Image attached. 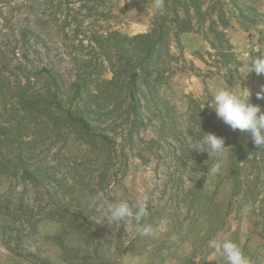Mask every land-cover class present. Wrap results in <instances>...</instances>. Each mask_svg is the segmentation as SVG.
<instances>
[{
  "label": "rangeland",
  "instance_id": "rangeland-1",
  "mask_svg": "<svg viewBox=\"0 0 264 264\" xmlns=\"http://www.w3.org/2000/svg\"><path fill=\"white\" fill-rule=\"evenodd\" d=\"M183 1L164 0L158 13L155 0H0V264H225L208 247L214 238L231 239L251 264H264V147L207 104L227 87L249 91L264 111L256 98L264 74H240L264 58V0H199L203 16L190 9L189 29L177 32ZM157 20L165 35L152 63L165 73L156 89L171 130L161 135L147 83L139 82V104L151 110H141L146 126L116 178L102 181L100 150L72 129H53L48 117H32L12 89L43 94L50 85L49 99L57 88L69 92L80 59L92 66L83 94L96 92L112 76L116 51L130 54L132 39ZM207 133L229 147L219 175L208 172L215 157L191 149ZM25 167L36 183L22 179ZM101 194L103 209L93 204ZM144 196L142 223L155 235L133 238L134 224L113 225L106 209Z\"/></svg>",
  "mask_w": 264,
  "mask_h": 264
},
{
  "label": "trees",
  "instance_id": "trees-1",
  "mask_svg": "<svg viewBox=\"0 0 264 264\" xmlns=\"http://www.w3.org/2000/svg\"><path fill=\"white\" fill-rule=\"evenodd\" d=\"M100 1L104 0H95V2ZM201 5L199 0L183 1L185 17L178 21L177 32L189 29L186 19L190 9L196 15L203 16ZM240 12L242 13L241 9ZM157 21L149 33L132 39L135 43L131 47L130 54L116 51L115 62L111 66L112 76L103 82L100 91L83 94L88 82L87 75L91 73L89 69L92 66L90 61L80 59L75 60L77 77L76 82L70 85L69 92L57 88V94L49 99L50 85L43 94L41 90L30 92L20 84L12 89L13 93L17 91L14 93L16 104L29 112L32 117H48L53 129H72L90 148L100 150L99 152L104 155L100 166L102 181H106L107 175L116 178L126 158V150L133 143L135 133L146 126L141 110L145 108L147 111L151 110H148V106L144 108L139 104L138 95H144L139 89V82L147 83L150 102L156 107L154 111L160 116L161 135L171 130L168 126L171 122L167 125V120H171V113L165 106L159 108L162 103L158 100L156 89V85L165 73L159 70V65L152 63L153 59L157 61L160 57L165 35L163 26ZM48 78L50 81H56L50 74ZM143 98L147 100L145 96ZM112 170L113 172L109 174ZM36 175L30 167L22 168L21 176L24 181L36 183ZM60 212L66 214L67 210L63 209Z\"/></svg>",
  "mask_w": 264,
  "mask_h": 264
},
{
  "label": "clouds",
  "instance_id": "clouds-1",
  "mask_svg": "<svg viewBox=\"0 0 264 264\" xmlns=\"http://www.w3.org/2000/svg\"><path fill=\"white\" fill-rule=\"evenodd\" d=\"M164 7V0H155L154 12L162 13ZM251 71L257 75L264 74V58L255 59L250 68L247 70L242 68L240 74L247 75ZM249 97V91L246 96H241L227 87H220L215 90L211 102L207 104L214 108L216 116L223 123L233 131L249 133L254 145L261 148L264 147V111L260 105L250 103ZM256 98L264 99V86L256 93ZM191 149L207 153L209 157H215L216 162L208 168V172L210 175L221 174L229 155L226 151L229 147L225 146L223 137H218L213 133L204 134L201 139L194 142ZM105 199L102 194L95 196L93 204H99V207L103 209ZM106 212L113 225L120 227L121 223L125 226L134 224L133 238L155 235V229L151 225L142 223L148 215L146 196L134 204L126 200L114 201L108 204ZM208 247L212 249L213 255L222 258L225 264H251L242 248L231 239H211L208 241Z\"/></svg>",
  "mask_w": 264,
  "mask_h": 264
}]
</instances>
